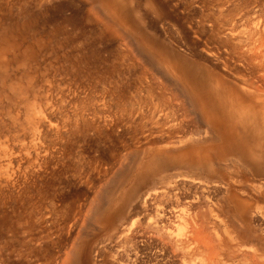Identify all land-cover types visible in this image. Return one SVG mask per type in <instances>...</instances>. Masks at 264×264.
Returning a JSON list of instances; mask_svg holds the SVG:
<instances>
[{"label":"rangeland","instance_id":"374dc122","mask_svg":"<svg viewBox=\"0 0 264 264\" xmlns=\"http://www.w3.org/2000/svg\"><path fill=\"white\" fill-rule=\"evenodd\" d=\"M248 1L0 0V140L10 145L5 146L8 154L1 152L7 156L0 155V161L10 160L14 169L19 165L13 188L10 187L9 193H0V264H62L65 252L75 249L70 244L78 241L85 244L89 239L96 243L94 240L103 236L104 229L95 227L89 231L90 235L93 233L89 241L83 239L87 235L81 234L86 232L87 215L97 207L95 203L108 197L112 180L122 178L128 187L137 176H144L135 193L152 186L150 170L143 165L160 143L145 141L143 134L148 133V127L143 133L144 130L138 129V122L150 124L151 113L160 111H153L151 105L159 103L156 97L161 93L175 109L166 114L185 125L178 131L179 135L192 136V132L203 130L199 128L203 127L200 122L195 123L194 114L190 113L192 108L184 103L186 95L191 97L192 93L175 72L177 61L174 60H178L177 55L182 56L185 65L198 64L210 72L225 73L212 55L214 51H226L218 43L216 33H212L213 22L222 23L232 15H239ZM238 26L246 27L247 31L249 24L238 22ZM18 87L22 96H16L14 90ZM191 98L199 101V110L205 105L199 94L193 92ZM31 101L36 103L37 111H29ZM30 117L34 121L38 118L34 129L29 126ZM175 132L170 136L173 139L169 138L173 143L179 136ZM213 134L218 135L215 131ZM163 135L154 133L147 138L162 137V145V141L169 140ZM183 139L163 146V154L170 153L173 157L186 151L185 157L194 156L191 148L197 149V154L200 147L201 154L206 146L213 144H195ZM212 150L208 152L212 154ZM33 158L35 164L31 162ZM32 168L36 170L34 174ZM112 194L117 195L118 190ZM177 225V220L168 223L169 229L175 232ZM192 249L175 256L169 251L165 260L169 264H210L209 258L225 264L250 262V259H241L242 256L225 255L227 252L223 250L211 254ZM154 251L146 249L143 253L153 255ZM95 254H89V264L92 260L99 261L98 264H115L108 253L104 254L107 259Z\"/></svg>","mask_w":264,"mask_h":264},{"label":"bare ground","instance_id":"6f19581e","mask_svg":"<svg viewBox=\"0 0 264 264\" xmlns=\"http://www.w3.org/2000/svg\"><path fill=\"white\" fill-rule=\"evenodd\" d=\"M216 6L218 7V5ZM243 8L242 12L239 13L237 11L239 15H232L228 20L226 18V20L223 19L225 22L222 21L221 23L220 20V22H213L215 25L212 33L213 35L216 33L219 37L218 43L225 46L226 51L211 52L214 55V59L220 63V69L225 73H221L218 70L210 72L205 66L198 64L192 66L193 62L190 64L192 67L185 65L181 58L182 56L177 55L178 60H174L177 61L175 72L178 73V76L186 85H189L192 95L193 92L199 94L205 102V105H202L199 110L200 106H197L200 101L198 96L195 94L199 101L196 98H191L192 95L188 97L190 94L186 95V90L183 92V95L187 96V102L184 103H188L192 108L190 113L194 114L195 123L200 122L203 125V127L199 126L203 130H197L198 126L196 125L195 131L197 130L198 132L194 133L192 132L194 130H191L192 136L184 137L179 135L178 131L185 125H183V121L182 123L180 121L175 122L171 118L172 116L170 117V112L172 113L175 109L168 102L167 96L164 98L163 94L160 93L156 97L159 103H155L156 105H153V103L151 106L154 107L151 109L153 111L155 109L160 111L165 109L163 110L165 112L156 111L157 113L155 112L156 114L153 115L149 111L151 118H149L150 113H147V116H149L147 119L149 118L150 122L147 121L151 125L145 126L138 122L140 125L138 129L144 130L143 133H145L144 128L148 127L146 129L148 131L146 133L147 136L143 134L145 141L147 140L149 143L154 144L156 141H158L156 143H160L157 146L155 145L154 155L152 154V156L148 157L143 165L147 170H150L152 186L149 189L135 193L140 182L144 180V176H137L135 182L128 187L124 186L125 180L122 178L118 179L119 181L112 180L115 183L112 182L113 186L110 182L112 187L111 184V188L108 186L110 190L106 191L109 194L107 195L108 197L105 195L107 197L105 198L106 200L103 199V201L95 203V205L97 204V207H95L97 211L94 207H91V209H95H92L95 215L92 211L88 215L85 212L89 221L87 220L88 224L85 227V234H81L87 235L82 237L88 240L93 234L91 233L90 235L89 231H94L95 227L97 230L98 228L104 229L103 236L99 240L98 238L94 240V242L97 241L96 243H92L91 239H89L90 242H86V245L83 241H78L79 239L73 240L72 242L78 241L80 243L75 242L77 245L74 243L70 244L71 246L74 245L75 249H68V251L71 250V256L67 255L68 251L65 252L62 264H80L79 261L89 264V254L91 252L94 254L97 252V255L99 254L100 256L108 253V256H112V260H115V264H166L168 260H165V254L167 252H171L175 256V254H179L178 252L187 254L193 250L192 248L195 250L201 249L198 251L211 254L223 250L227 252H225L226 254L223 252L225 255H238L242 256L241 259H250L249 264H264V0H249ZM218 11L220 10L218 9ZM238 22L248 23L247 31L244 30L246 27L242 28L241 26L240 29ZM147 37L150 40L152 38L151 36ZM167 51L164 52L167 53ZM166 69L168 70L169 68ZM162 72L164 73V71ZM166 72L168 73V71ZM2 74L5 79L4 71ZM6 89L8 90V88ZM151 90V88H147V91L150 92ZM178 90L181 89L178 88ZM14 91L17 94L16 96L21 95L20 87H18L17 91ZM163 91L162 93H164ZM181 91L178 92L181 94ZM175 101L177 102V100ZM31 102L33 103V101ZM35 104L28 106L30 108L29 111H35ZM180 104L181 102L178 101L179 106ZM176 107L178 106L176 105ZM166 112L169 113V116ZM166 116H168V119ZM165 117L166 120H163ZM29 119V126L34 129L38 118L37 120L35 119L36 121L32 117ZM11 122L13 121L11 120ZM213 131L218 133V135L213 134ZM174 132L178 133L176 137L177 135L181 136L175 139L177 143L183 137V140L193 141L195 144L212 142V146L210 144L211 147L208 145L213 149L211 151L212 154L209 153L210 151L208 152L210 148L206 146V151L205 148V152L202 151L203 155L202 153L200 154L201 149L199 151V147L197 154V149L191 148L194 150L191 152L197 156L194 154V156L191 155L192 157H185L186 151V153L184 152L185 154H181L184 157L174 153L175 157L173 154V157H171L170 153H167L169 156H165L163 154V146H168L169 142L170 144H176L175 141L173 143V140H171L173 137H170ZM154 133L155 135H167L168 137H166L171 139L168 141L164 140L165 142L162 141L163 144L161 145L160 139L162 137L158 138V140H156L157 138H151ZM149 136L151 137L148 139L147 137ZM2 142L3 147L5 142ZM6 145H8L7 142L3 148H0V153L3 151V154L7 153ZM32 145H35L34 142ZM8 146L10 147V145ZM19 148L21 147L19 146ZM145 148L147 150L148 147ZM3 154L1 153L0 155ZM176 155L179 156L176 157ZM6 156L3 155V158ZM0 158L2 159V157ZM36 159L31 160V162L34 163ZM3 162L0 161L1 194L9 193L10 187L13 188L17 181L16 171L19 168V165H16L14 169L10 160ZM27 162L29 163V161ZM31 166L34 165L31 164ZM34 170L35 168H32V173L36 171ZM123 178H126V176H123ZM117 190V195L112 194V192L114 193ZM92 218L96 219L95 222ZM74 219L72 220L73 222ZM174 220L178 221V230L176 232L168 227V223ZM117 221L120 222L117 223ZM93 223L94 225H92ZM146 249H154L156 252L154 251L153 255H144L143 250L145 252ZM140 256L145 257V259ZM103 258H101V263L105 262ZM166 258L168 259V257ZM209 260L210 264L226 263L219 260L211 261V258ZM98 262L92 260L91 264H98Z\"/></svg>","mask_w":264,"mask_h":264}]
</instances>
